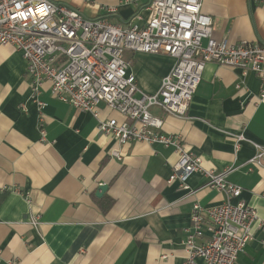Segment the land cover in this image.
<instances>
[{"label":"crops","instance_id":"0c3cea01","mask_svg":"<svg viewBox=\"0 0 264 264\" xmlns=\"http://www.w3.org/2000/svg\"><path fill=\"white\" fill-rule=\"evenodd\" d=\"M150 1L63 3L88 18L126 25L139 11L147 19L144 7ZM202 11L212 17L215 37L264 43V0H203ZM124 57L148 94L159 91L175 61L164 53L129 50ZM240 80V71L208 62L185 117L158 107L152 112L164 120V133L182 135L205 168L233 166L228 180L242 188L240 198L264 219V166L250 172L247 163L256 152L253 142L264 145V95L255 73L237 88ZM30 83L23 54L1 46L0 264H182L193 205H218L224 194L206 187L201 172L188 180L191 194L168 182L176 159L172 148L144 142L121 146L98 132L92 113L54 98L48 82L41 94L43 137ZM98 110L101 119L122 121L104 102ZM240 133L246 140L236 150L234 134ZM113 149H120L122 160L111 156ZM104 184L106 190L97 195ZM32 216L39 217L38 229ZM263 240L264 230L254 226L236 264H264Z\"/></svg>","mask_w":264,"mask_h":264},{"label":"built area","instance_id":"2783aa9c","mask_svg":"<svg viewBox=\"0 0 264 264\" xmlns=\"http://www.w3.org/2000/svg\"><path fill=\"white\" fill-rule=\"evenodd\" d=\"M202 4L203 0H151L144 7L149 12L147 19L139 11L124 25L107 17L88 18L79 9L55 0H0V47L13 46L27 62L30 98L38 106L43 137L42 109L46 103L41 94L48 82L54 98L92 113L98 132L113 137L121 146L144 142L172 148L176 159L168 182H178L191 194L195 191L190 190L188 180L201 172L207 178L205 186L222 192L225 200L212 207L198 202L193 205L182 264H198L199 260L204 264H236L253 238L254 226L264 230V219L240 198L242 188L228 180L233 166L205 168L202 157L186 147L182 135L164 133V120L152 112L158 107L167 114L185 117L208 62L240 71L237 88L244 86L248 74L255 73L264 95V43L243 40L235 44L215 37L213 19L202 11ZM128 50L174 58L157 93L148 94L138 87L124 57ZM100 102L118 112L122 121L101 119ZM234 138L238 150L246 137L240 133ZM253 145L256 152L247 162L250 172L264 166V145ZM110 154L122 160L120 149ZM30 222L38 229V216H32ZM8 264H15L14 260Z\"/></svg>","mask_w":264,"mask_h":264},{"label":"water","instance_id":"95a60500","mask_svg":"<svg viewBox=\"0 0 264 264\" xmlns=\"http://www.w3.org/2000/svg\"><path fill=\"white\" fill-rule=\"evenodd\" d=\"M107 188V185H100L99 188H98V191H97V195H101L104 193V191L106 190Z\"/></svg>","mask_w":264,"mask_h":264},{"label":"clouds","instance_id":"9594fccd","mask_svg":"<svg viewBox=\"0 0 264 264\" xmlns=\"http://www.w3.org/2000/svg\"><path fill=\"white\" fill-rule=\"evenodd\" d=\"M44 11H45L44 8L40 9L41 14H43Z\"/></svg>","mask_w":264,"mask_h":264},{"label":"rangeland","instance_id":"374dc122","mask_svg":"<svg viewBox=\"0 0 264 264\" xmlns=\"http://www.w3.org/2000/svg\"><path fill=\"white\" fill-rule=\"evenodd\" d=\"M56 2L63 3L64 0H55Z\"/></svg>","mask_w":264,"mask_h":264},{"label":"bare ground","instance_id":"6f19581e","mask_svg":"<svg viewBox=\"0 0 264 264\" xmlns=\"http://www.w3.org/2000/svg\"><path fill=\"white\" fill-rule=\"evenodd\" d=\"M204 41H206V40H204ZM204 41H203V44H204ZM193 153V152H192ZM196 155V154H195Z\"/></svg>","mask_w":264,"mask_h":264}]
</instances>
